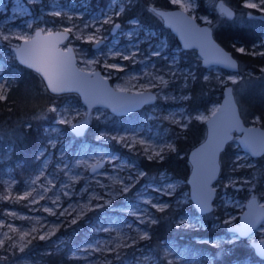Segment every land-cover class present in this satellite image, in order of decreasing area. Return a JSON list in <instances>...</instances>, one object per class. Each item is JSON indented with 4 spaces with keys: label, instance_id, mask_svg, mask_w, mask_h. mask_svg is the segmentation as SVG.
Masks as SVG:
<instances>
[{
    "label": "rangeland",
    "instance_id": "374dc122",
    "mask_svg": "<svg viewBox=\"0 0 264 264\" xmlns=\"http://www.w3.org/2000/svg\"><path fill=\"white\" fill-rule=\"evenodd\" d=\"M136 1L108 0L105 7L99 6L96 11H90V0H0V33L10 32L13 35L31 37L37 28L47 32L64 30L65 27L76 25L62 47L72 46L80 69L85 71L100 70L115 89L126 88L128 92L152 91L157 96L153 105L145 106L148 109L141 114L134 127L114 131L100 130L94 135V144L84 143L81 148L69 153L71 155H68V149L63 142L65 127L71 133L69 126L86 117V108L81 102L77 103L69 97L63 99L60 104L53 105L52 108L57 109L54 112L53 136L49 142V147L41 150L38 154L40 163L37 171L21 186L20 192L15 191L18 179L14 176L13 170H6V174L2 178L4 185L2 200H7L9 203L5 205L0 216V240L4 241V245L0 246L1 251L8 254L20 253L22 252L20 245L26 241L39 239L40 235L46 231H51L53 227L59 224V227H56V233L60 227L71 223L73 218H82L88 211L100 209L106 212L105 220L94 229V237L89 241L70 247V255L79 260L78 264H108L110 258H117V252L122 255L126 249L130 250L128 254L132 258L124 264H155L154 253L144 243L146 239H140L144 232L148 234L146 226L151 223L150 219L158 220L157 213L160 211L152 207V204H167L169 206V203L173 201L175 206H180L190 200L189 188L183 187L186 180L171 179V175L165 170L160 171L157 175H148L145 169L140 166L139 157H145L149 160L148 155H151L153 150L159 152L162 148L164 149L162 152L164 157L172 152L171 149L165 147L171 144L176 148L175 137L170 135V132L174 128H186L182 125L188 124L192 118L195 119L197 114L210 117L212 111L218 108L221 98L218 93H214L215 98H218L217 101L192 115L188 113L184 103L188 99H184V97L189 98V93L185 92L184 88H187L190 81L194 80L196 66L199 65L203 68L201 59L195 52L196 61H191L190 66L187 64L186 58H181L180 50H171L165 53L161 59H158L157 63L160 65L153 62L151 58L154 56L155 50H159L161 54L168 48L166 34L141 25L136 19L128 21L126 26H122L117 21L122 12L128 6L135 4ZM168 1L172 3L171 0ZM218 1L220 0H195L193 4L192 0H180L179 3L172 4L194 17L200 24L210 26L206 21L212 23L214 17L218 19L217 14L227 19L218 12L216 6ZM250 2L258 3L259 0H250ZM244 8L240 13L232 8L235 12V18L229 21L241 24L246 20H256L249 18L248 13H252L256 17L264 15L258 9ZM55 11H60L61 16L52 15ZM116 12H119L120 15L116 16ZM109 16H111L112 22L104 23ZM68 17L72 19L69 20ZM133 20L137 23L132 24L131 21ZM117 23L120 28L112 34L111 30ZM28 24H31L32 28H28ZM85 24H89L90 27L82 32L77 31V29H83ZM97 28H100L98 35L103 41L98 47L91 42H86L87 36L95 33ZM77 36L80 39H77ZM21 41L16 39L3 41L0 39V83H7V91L10 80L4 73V68L15 59L13 47L19 46ZM88 44L95 50L92 55L88 51ZM102 46H105V49L102 50ZM253 52H264V33L261 39L249 50L240 53L262 60V65L258 67L257 72L247 69L244 73L239 71L237 74L224 73V70L217 67L203 68L204 77L214 79L217 82L216 87L220 86L222 90L225 86L233 88L242 118L244 109L240 101L248 97L252 87L264 84V72L261 71L264 68V56L249 54ZM116 53H120V55H116ZM133 53H136L135 57L132 56ZM124 54L129 55L128 60L122 58ZM91 59H97L99 63L93 65L85 63L86 60ZM105 63L115 64L118 68H123V71L107 69L103 66ZM159 75L169 80L170 83L167 87H152L149 84L153 76ZM204 77L203 80H205ZM230 77L236 79L237 83L233 84ZM153 83L157 82L153 81ZM157 102L158 105H156ZM62 116L70 120L71 123L59 124L58 121ZM111 116L114 115L106 109L94 108L89 116L90 124L95 119L106 120ZM254 118H251L246 125H259L260 122L253 123ZM173 121H178V123ZM198 121L205 122V120ZM101 131L107 132L108 137L98 140L97 136ZM205 132L201 141L205 137ZM85 134L86 132L77 138H83ZM111 136H116L117 139L113 140L110 138ZM121 136L127 137V144L119 139ZM237 137L238 135L234 134L233 139L227 144V146L231 145L235 153L233 158L235 169L230 170L224 178L220 172V177L213 184L216 190L213 211L206 215L197 213L196 216H191L188 211H185L184 215L180 217L187 222L184 225L187 228H203L205 222L201 217L209 216L214 222L213 229L220 228V232L214 234L213 237H207L204 241L215 246L229 243V240L242 239L240 237L236 239L237 235L228 232L227 228L238 224V218L244 211L245 204L250 197L256 196L260 204H264V181L257 189L262 170L257 160L263 156L252 158L243 153L237 142ZM133 141H143V143L133 145ZM53 145L55 146L53 147ZM129 145L132 146L129 147ZM145 147L149 148L148 154L144 153ZM237 157L240 159L237 160ZM152 160L160 161L161 159L156 157ZM101 161L104 162L101 170L95 174H90L89 165ZM220 163H222L221 155ZM237 164H243L244 167H236ZM187 165L190 171L188 162ZM140 172L145 173V175L140 177ZM129 176L134 179L129 181L127 179ZM121 179L124 180V183H130L132 187L129 192L117 195V190L123 185L115 183L114 180ZM230 181H235V185L230 184ZM169 184L173 185L172 188L167 189L171 195H165L158 190L167 188ZM226 184L229 186L225 187ZM44 188H48L49 191L45 192ZM85 189L87 190L85 191ZM66 192L69 195H65ZM96 194H101L103 199H92L89 202V197ZM21 196L25 198L19 199ZM41 196L44 199H41ZM53 200H56L57 203L53 204ZM14 202L20 203L21 207L14 205L16 204ZM84 204H88V207H81ZM96 205L101 206L96 207ZM45 207L51 208L55 215L44 211ZM65 208L71 214L66 213L64 216H60V212ZM229 217H235V219L230 224H225L224 221ZM141 218L145 221L144 223H140ZM9 224L16 228V232H12L7 227ZM262 225L249 238L244 239L249 247H251V241L264 240V227ZM32 228H36L37 231L31 232ZM103 229H108V231ZM25 231L29 232L30 235L21 241L20 234ZM5 233L11 239H6ZM133 239L136 241L135 244L132 243ZM13 243L17 247H11ZM116 244L132 246L110 251ZM93 249L97 250L93 251ZM162 254L167 257L169 264H208L211 262L210 258L188 257L185 252L176 251L175 248L171 247H165ZM255 258L256 261L249 264H264L257 262V256ZM22 264L36 263L24 261Z\"/></svg>",
    "mask_w": 264,
    "mask_h": 264
},
{
    "label": "trees",
    "instance_id": "16d2710c",
    "mask_svg": "<svg viewBox=\"0 0 264 264\" xmlns=\"http://www.w3.org/2000/svg\"><path fill=\"white\" fill-rule=\"evenodd\" d=\"M222 1L237 13L245 9L242 6L245 0ZM107 3L108 0H90V11H96L99 6L105 7ZM150 6L162 9L176 8L168 0H137L135 4L128 6L122 12L117 21L122 26H126L128 21L136 19L141 25L166 34L167 50L159 56L151 58L157 65H160L157 61L165 53L171 50H180L181 58H186L187 64L191 66L190 62L196 61L195 51L181 50L175 36L163 26L161 19L150 10ZM217 17L218 19L214 17L210 24L216 40L239 61L241 73L247 69L257 72L258 67L262 65V60L258 57L240 54L236 51V47L240 46L249 50L252 45L257 43L264 33V21L260 19L246 20L244 23L236 24L221 15L217 14ZM110 38L112 39V37ZM88 46V51L92 55L95 50L90 44ZM101 49H105V46H102ZM197 63L199 62L197 61ZM4 69L10 83L6 99L0 101V216L5 205L9 203L7 200H2L4 191L2 178L6 174V170H13L14 176L18 179L15 191L20 192L21 186L39 167V152L47 149L52 139L55 115L50 109L68 97L77 103L80 102L76 94H50L39 76L20 66L15 59ZM195 69L194 80L190 81L187 88H184V91L189 93V99L184 103L190 115L206 109L209 104L217 101L218 98H215L214 93H218L220 98L222 96V88L216 87L217 82L212 78L203 80L204 69L199 65ZM240 103L244 109L245 124H248L251 118L259 116L261 118L259 126L264 127V84L252 87L248 97L242 99ZM158 104L157 102L156 105ZM147 109L148 107H144L143 110L127 117L111 116L106 120L95 119L83 138L75 137L65 127L63 142L68 149V155L81 148L84 143L94 144V135L100 130L114 131L134 127L141 114ZM204 132V122L192 118L186 128H174L170 132V135L175 137V151L169 152L160 161L139 157L140 166L145 169L148 175H157L160 171L165 170L171 175V179L186 180L189 172L187 153L201 141ZM234 154L231 145L227 146L221 154V176L223 178L230 170L235 169ZM257 162L262 167L258 189L264 181V155ZM238 173L240 174V172ZM183 187L189 188L187 183H184ZM14 205L21 207L20 203ZM185 211H188L191 216L197 215L190 200L180 206H175L171 201L168 208L157 213V223H149L146 226L148 239L144 243L154 253L155 264H169L167 257L162 254L165 247L175 248L176 251L181 250L188 257L210 258L211 262L208 264H249L256 261L252 248L246 244L244 239H238L233 243H223L219 246L205 242L207 237H213L214 234L220 232V228L213 229L214 222L209 216L201 217L205 222L203 228H187L184 225L178 228L176 226L178 219L184 215ZM105 215L106 212L100 209H92L85 216L79 218L75 225L65 224L50 238L33 240L20 253L8 254L0 250V264H22L24 261L36 264H78L79 260L70 255V247L91 240L94 237V229L105 220ZM129 252V249L124 250V254L119 258H110L108 264H124L132 258L128 254Z\"/></svg>",
    "mask_w": 264,
    "mask_h": 264
},
{
    "label": "water",
    "instance_id": "95a60500",
    "mask_svg": "<svg viewBox=\"0 0 264 264\" xmlns=\"http://www.w3.org/2000/svg\"><path fill=\"white\" fill-rule=\"evenodd\" d=\"M216 6L218 12L224 15V17H226L228 20H233L235 18L234 10L222 0L218 1ZM221 6H223L224 9H227L228 12L232 13L231 18H229L226 14L222 13ZM150 10L161 19L163 26L167 28L175 36L181 50L196 52L197 56L201 59V66L203 68L217 67L229 73L239 72L240 70L239 61L232 55L230 51L225 49L216 40L213 30L209 25L200 24L194 17L190 16L187 12L179 8L162 9V8H156L150 6ZM257 17H264V15H259ZM260 20L264 21V19H260ZM114 29L115 26L111 30L112 34H114L117 30ZM41 30H42L41 28H37L31 37H34L35 33L41 32ZM52 32L62 33L63 30H55ZM46 33L47 32L42 31L41 38H43ZM205 33H207V35H205ZM68 36L70 37V34H68ZM66 41L67 40L63 41V43ZM63 43L57 45V47L61 51H66L67 48L73 49L72 46H67L66 48H63L62 47ZM24 46H25L24 41L22 40L19 46L13 47V52L15 55L16 62L23 68H26L32 71L33 73L37 74L39 78L42 80L46 90L50 94L52 95L76 94L79 97L81 104L86 108V117L69 126V131L76 137H80L84 135V133L88 129L90 125L89 116L94 108L106 109L116 117H127L135 112L142 110L145 106L153 105L157 100L156 94L152 91H141V93H143L142 96L137 95L138 92H128V91L117 92L116 91L117 89H115L112 86L110 80L107 77H105L100 70L85 71L80 69L77 65V58L74 49L71 53V56L73 58V62L71 65V74L77 82L68 86L69 88H71L70 91L54 93L48 87L47 80L44 79L43 75L40 72H37L35 69L29 68L26 64L21 63L20 55L16 52V48L24 47ZM220 50L228 53L230 58L236 61L237 64L236 69H231L226 64H216L213 62L215 58H217L220 55ZM92 72H96L99 75L96 76L89 75ZM229 88L233 90L231 86H225L223 88L222 97L218 108L224 109L225 111H230L231 109L229 108L228 105H226L225 102L226 100L231 99L234 105L235 115L238 118L239 123L233 125L232 129L228 133V135L231 138L225 142L222 149L217 153L215 177L213 179L208 180L207 182V191L210 193L209 205L211 206L212 211L214 208L213 203L216 196V190L213 187V184L218 180L221 172L220 155L225 150L227 144L233 139L234 134L238 135L237 142L243 153L248 154L252 158H260L264 155V147L258 145V154L252 155L251 150L248 148L246 144V140L251 138H254L258 142L264 141V127H261L259 125L250 126L244 123V120L240 114L238 103L235 100L234 92L232 91L231 95L229 96V93L227 91ZM97 97L103 99L102 104L97 103ZM115 97H122L127 101V103L124 106H119L115 100ZM222 116L223 113H218L217 117H212L211 115L208 120H205L204 126L206 132L204 139L196 146L191 148L187 154V162L190 165V171L187 175L186 183L189 187L190 201L199 215H206L212 212L210 211L207 213H201L199 211L200 205L196 198V194H197L198 186L200 184L201 176L207 174V170L209 167L206 146L209 144L210 133L213 130L214 124L218 123V117L222 118ZM248 129H252V131L249 132ZM77 133H79V135ZM93 166H97L96 171L93 172L92 168L89 167L88 171L90 174H95L98 171H100L101 168L104 166V162L103 161L98 162ZM198 169H199V175H198ZM253 197H255L254 202H253ZM258 205H261L258 198L256 196L250 197L245 204L244 211L240 214L238 218V224L234 226H229L227 228L228 232L233 233L229 229L243 227V222L246 221L245 214L250 213L251 215L259 217L260 223L257 224L255 228L248 231L245 235L241 236L239 235V233H234L242 239L249 238L264 223V208H260L258 207ZM250 246L253 250L254 255L257 256L258 258L257 262L264 263V258H260L258 256V252L261 249H264V240L251 241Z\"/></svg>",
    "mask_w": 264,
    "mask_h": 264
},
{
    "label": "snow or ice",
    "instance_id": "6c2138e0",
    "mask_svg": "<svg viewBox=\"0 0 264 264\" xmlns=\"http://www.w3.org/2000/svg\"><path fill=\"white\" fill-rule=\"evenodd\" d=\"M171 2L173 4H177L180 2V0H171ZM192 3L194 4L195 0H192ZM243 6L248 8V9H258L261 13H264V0H259L258 3H253V2H250V0H245ZM181 7H184V5H181ZM22 11H23V9H22ZM221 11H222V13L226 14L229 18L232 17V13L228 12L227 9H224L223 6H221ZM52 15L61 16V12L55 11L52 13ZM115 15L119 16L120 13L116 12ZM241 15H243V14H241ZM248 16L251 19H264V17L253 16L252 13H248ZM68 19L71 20L72 18L68 17ZM111 22H112L111 16H109L104 21V23H111ZM206 22L211 24V21H206ZM131 23L136 24L137 22L133 20V21H131ZM27 27L32 28V25L28 24ZM75 27H76V25H73L72 27H65L62 33L61 32L53 33L52 31H47V33L45 34V36L43 38H41V32L44 30H41V32H36L34 37H27V36H23V35H13L10 32L0 33V39H2L3 41H10L12 39L23 40L25 46L16 48V52L20 55L21 63L26 64L29 68L35 69L37 72H40L43 75L44 79L47 80L48 87L51 89V91L54 93H60L63 91H70L71 88H69L68 86L77 82L71 74V65L73 62V58L71 56V53H72L73 49L67 48L66 51H61L57 47V45H59L60 43H63V41H65V40L69 39L68 34H71L73 32V28H75ZM88 27H90V25L85 24L83 29H77V31L82 32L84 29H87ZM119 28H120V25L118 23L115 24V29H119ZM99 32H100V28H97L95 33L87 36L86 42H91L93 45H95L97 47L100 44H102L103 41L98 35ZM205 35H207V33H205ZM77 39H80V37L77 36ZM161 46H163V45H161ZM233 47H236V46L233 45ZM236 51L239 53H245L247 50L243 47H236ZM249 54L264 56V52H253V53H249ZM116 55H120V53H116ZM135 55H136V53L132 54L133 57H135ZM153 55L159 56L160 55L159 50H155L153 52ZM122 58L124 60H128L129 55L124 54ZM113 59H115V56H113ZM213 62L216 64H226L231 69H236V67H237L236 61L231 59L230 56L228 55V53L223 52L222 50H220V55L217 58H215V60ZM85 63H87L89 65L98 64L99 60H97V59L86 60ZM174 63H175V61H174ZM206 63H207V61H206ZM103 66L107 69H116L117 71H123V68H118L117 65H115V64L105 63ZM261 71L264 72V68H262ZM89 75L96 76L99 74L96 72H92ZM173 75H176V73H173ZM185 78H187V77H185ZM204 79L207 80L208 77L205 76ZM230 79L232 80L233 84L237 83L236 79H234L232 77H230ZM153 81H156L157 83H153ZM169 83H170L169 80H166L164 78V76H162V75L153 76L152 80L149 81V84L152 87H158V86L167 87L169 85ZM7 87H8L7 83H0V101L6 99ZM145 90H147V89H145ZM116 91L117 92H126V91H128V89L118 88ZM227 91H228L229 96H230L233 90L229 88ZM137 95L142 96L143 93L138 92ZM184 99H189V98L184 97ZM115 100L119 106H124L127 103V101L122 97H115ZM97 103L102 104L103 99L97 97ZM225 103L231 109L230 111H225L224 109H221V108H218V109H215L212 111V117H217L218 113H223V116H222V118L218 117V123L214 124L213 130L210 133L209 144L206 146L207 154H208L209 167L207 170V174L201 176L200 184L198 186L197 194H196V198H197L198 203L200 205L199 211L201 213H207V212L212 211V208L209 205L210 193L207 191V182H208V180L213 179L215 177L217 153L222 149L225 142L231 138L228 135V133L232 129L233 125H236L239 123V120L235 115L234 105H233L232 100L228 99V100H226ZM50 111L56 112L57 109L53 107L50 109ZM114 111H115V109H114ZM195 119L204 121V120H208L209 117L197 114L195 116ZM260 120H261V118L259 116H257L254 118L253 123H259ZM173 122L178 123V121H173ZM58 123L59 124H70L71 121L62 116L61 119L58 121ZM182 127H187V124L182 125ZM248 131L251 132L252 129H248ZM77 134L79 135V133H77ZM107 137H108V133L101 131L99 133V135L97 136V139L99 140V139L107 138ZM110 138L113 140L117 139L116 136H111ZM119 139L121 141H123L125 144L128 143L127 137H125V136H121V137H119ZM136 143H143V141H133V145ZM246 144H247L248 148L251 150L252 155L258 154V145L261 147H264V141L258 142L254 138L246 140ZM54 146L55 145H53V147ZM131 146L132 145H129V147H131ZM165 147L168 149H171L172 151H175V148L171 144H168ZM163 151H164L163 148L159 152L153 150L152 154L148 155V159L152 160L156 157H158L161 160L164 159V156L162 155ZM144 153L145 154L149 153L148 147L144 148ZM239 159L240 158L237 157V160H239ZM89 167L92 168L93 172L96 171L97 166L89 165ZM236 167H244V165L243 164H237ZM144 175H145V173H143V172L139 173L140 177H142ZM198 175H199V169H198ZM127 179L129 181H132L134 178L132 176H129ZM114 182L123 185L122 188L117 190V193H116L117 195H122L124 193L129 192L130 188L132 187V185L130 183H124L123 179L114 180ZM33 184H35V181H33ZM230 184H232L234 186L235 181H230ZM228 186L229 185H227V184L225 185V187H228ZM64 187H67V185H64ZM101 187H104V185H101ZM172 187H173V185L169 184L167 186V188H161L158 190L161 191L165 195H171V193L167 189H170ZM86 190L87 189H85V191ZM44 191L48 192L49 189L44 188ZM28 194L30 195V193H28ZM65 195H69V193L66 192ZM24 198H25L24 196L19 197V199H24ZM40 198L44 199L43 196H41ZM92 199H97V200L103 199V196L101 194H96L94 196H90L89 202H91ZM254 201H255V197H253V202ZM33 202H36V201H33ZM52 203L56 204L57 201L53 200ZM105 203H107V201H105ZM145 203H147V201H145ZM100 206L101 205H96V207H100ZM81 207L87 208L88 204L81 205ZM152 207L156 208L157 211L163 212L165 210V208L168 207V205L167 204H159V205L152 204ZM258 207L264 208V204L258 205ZM137 210H139V209H137ZM44 211L55 215V213H53L51 208H49V207H45ZM66 213L69 215L71 214L68 212V209L65 208L60 212V216H64ZM245 216H246V221L243 222V227L235 228V229H229V230L232 231L233 233H239V235L242 236V235H245L248 231L255 228L256 225L260 223V219L257 216L251 215L250 213H246ZM78 218L79 217L73 218L71 220V224L75 225L77 223ZM233 219H235V217H229L228 219H226L224 221V223L230 224ZM144 222L145 221L143 220V218H141L140 223H144ZM150 222L152 224H155V223H157V220L155 218H151ZM186 224H187V222L183 218H181L180 221L176 224V226L179 228L182 225H186ZM7 227L12 232H16V228H13L10 224L7 225ZM56 227H59V224H57ZM56 227H53L51 231H46L43 235H40L39 239L45 240L46 238L51 237L55 233ZM129 227H131V225H129ZM262 227H264V225H262ZM103 230L108 231V229H103ZM36 231H37L36 228L31 229V232H36ZM28 235H30L29 232H27V231L22 232L20 234V240L24 241L25 237ZM5 238L11 239V237H8L7 233H5ZM238 238H239V236L236 237V239H238ZM140 239L141 240L148 239L147 232H144L140 236ZM233 242H234V240H229V243H233ZM31 243H32V241L28 240L24 244L20 245V251H24V249L28 245H30ZM132 243L133 244L136 243L135 239H133ZM3 245H4V241L0 240V246H3ZM131 246L132 245H129V244H116L112 249H110V251H116L117 249L124 248V247H131ZM11 247H17V245L15 243H13L11 245ZM95 250H97V249H93V251H95ZM119 256H120V253L117 252V258H119ZM258 256L260 258H264V249H261L258 252Z\"/></svg>",
    "mask_w": 264,
    "mask_h": 264
}]
</instances>
